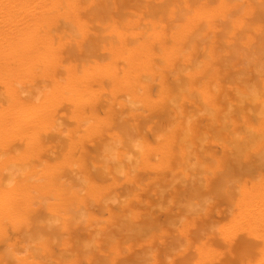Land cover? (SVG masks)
Segmentation results:
<instances>
[{
    "label": "bare ground",
    "instance_id": "obj_1",
    "mask_svg": "<svg viewBox=\"0 0 264 264\" xmlns=\"http://www.w3.org/2000/svg\"><path fill=\"white\" fill-rule=\"evenodd\" d=\"M133 247L264 264V0H0V264H132Z\"/></svg>",
    "mask_w": 264,
    "mask_h": 264
},
{
    "label": "rangeland",
    "instance_id": "obj_2",
    "mask_svg": "<svg viewBox=\"0 0 264 264\" xmlns=\"http://www.w3.org/2000/svg\"><path fill=\"white\" fill-rule=\"evenodd\" d=\"M152 117H153V116H152ZM154 118H155V116H154L153 118L150 117V121H151V119L153 120ZM150 121H149V122H150ZM144 122H146V123H145L146 126H144V124H143ZM141 125H142V128H144V127L148 128V130H146V128H144V130L148 131L147 133H146V131H145V133L148 134V138H149L151 135L154 136V134H153L154 129L152 130V126H151L152 123H151V122L148 123V120L146 119L145 121L142 122ZM143 126H144V127H143ZM150 126H151V127H150ZM149 127H150V128H149ZM153 127H154V126H153ZM142 128H141V130H143ZM149 129H151L152 131L149 130ZM144 130H143V133H144ZM150 131L152 132V134H151ZM144 135H145V134H144ZM149 135H150V136H149ZM93 138H94V137H93ZM96 138H97V137H96ZM146 138H147V136H146ZM153 138H154V137H150L149 140L151 139V141H152ZM87 139H88V138H87ZM90 139H91V138H90ZM90 139H88L89 142L97 141V140H92V139H91V140H92V141H91ZM94 139H95V138H94ZM100 139H101V138H100ZM88 140H87V144H88ZM103 140H104V139H103ZM103 140L101 139L100 141H99V140H98V141H99V143H101V142H103ZM149 140H148V142H150ZM153 140H154V139H153ZM85 141H86V140H85ZM48 142H49V141H48ZM66 143H67L66 141H64V142L62 141V142H60L59 145H61V146H62L63 144L66 145ZM84 143H86V142H82V144H84ZM93 143H94V144H93ZM150 143H151V144L153 143V145H154V141H152V142H150ZM82 144H81V145H82ZM91 144H92V145H91ZM91 144H89V145H90V146H93L92 148L89 147V145L87 146V145L84 144L86 147H89L90 152L92 153V155H91V156H92L91 159H90V158H87V159L90 160V161L93 160V159H95V158L93 157V155H97L96 152L98 151L97 148H96L97 150H95V147H96L97 145L94 147V145L96 144V142H92ZM97 144H98V142H97ZM49 145H50V144L48 143V146H49ZM59 145L57 146L58 149H59ZM64 145H63V146H64ZM81 145H80V146H81ZM20 146H23V144L21 143ZM63 146H62L61 150L63 149ZM66 146H67V145H66ZM80 146H78V147H77L78 149H76V150H77V155L74 153L76 158L79 157L78 152L82 151L81 153H83V154L80 153V157H82V156L85 155V153H86L84 148H82V149L79 150V148H81ZM82 147H84V146L82 145ZM86 147H85V148H86ZM20 148H21V147H20ZM47 148H48V147H47ZM50 148H51V147H50ZM93 148H94V149H93ZM53 149H54V148H53ZM53 149H52V151H53ZM55 149H57V148H55ZM55 149H54V152H56V153H55V156H56V154H58V153L61 154V151H60V150H55ZM83 149H84V150H83ZM87 149H88V148H87ZM50 150H51V149H50ZM50 150H49V151H50ZM78 150H79V151H78ZM58 151H59V152H58ZM50 152H51V151H50ZM50 152H49V153H48V152L46 153L47 156H49V155L52 154V153L50 154ZM54 152H53V153H54ZM74 152H75V151H74ZM84 152H85V153H84ZM90 152H89V153H90ZM87 153H88V151H87ZM91 153H90V154H91ZM46 154H45V155H46ZM48 154H49V155H48ZM90 154H86V155L89 157ZM98 154H99V153H98ZM47 156H46V157H47ZM52 156H54V154H52ZM52 156H49L50 158H49V157H48V158H49V159L52 158V160L56 159L55 156H54V157H52ZM77 156H78V157H77ZM97 156H99V155H97ZM97 156H95V157L98 159ZM53 158H54V159H53ZM57 158H58V157H57ZM85 158H86V157H85ZM152 158L154 159L155 157L153 156ZM81 159H84V157L80 158V161H82V162H84V163H85V160H87V159H85V160H81ZM88 160H87V161H88ZM154 160L156 161V159H154ZM50 161H51V160H50ZM90 161H88V163H90ZM93 161H94V160H93ZM93 161H91V162H93ZM95 161H97V160H95ZM95 161H94V162H95ZM88 163H87V164H88ZM87 164L85 163V165H87ZM89 165H91V164H88L87 166H89ZM148 170L151 171L150 168H149ZM148 170H147V171H148ZM150 171H149V172H150ZM94 173H95V172H94ZM147 173H148V172H145V173L143 172V174L140 176V178L142 179V176H143L144 174L147 175ZM145 175L143 176V179H144V177H145V179H148V182H150V177H153V175H152L151 173H150V174L148 173V175H149V176L147 175L148 177L145 176ZM151 175H152V176H151ZM119 177H120V176H119ZM119 177H118V178H119ZM105 178H106V179H109V177H105ZM118 178H117V179H118ZM121 178H123V177L121 176ZM106 179H104V180H106ZM110 179L112 180V178H110ZM117 179H116V180L114 179V182L117 181ZM151 179H152V178H151ZM111 180H109V181H111ZM119 180H121V182H122V181L124 180V178H123V180H122V179H119ZM109 181H108V183H107L106 185H108V184L110 185V184L113 182V181H112V182H109ZM124 181H125V180H124ZM124 181H123V183H127V182H124ZM140 181H141V180H140ZM106 182H107V181H106ZM114 182H113V183H114ZM121 182L117 181V183H116V182H115V183H116L118 186L120 185L119 187L122 188V190L117 189V188H119V187H118L117 185H115V183H114V184L112 183L111 185H114L115 187L117 186V187H116L117 190L115 189V191H114V190H111V189H110V190H111L110 192L114 191V192H112V193L116 194V196H117V195H120V194H121L120 191H122V194H121L120 196H117V200L115 199V196L111 193L112 198H113V196H114L113 199H115L116 201L113 200V199H111V200L109 199V202L112 201V204H113V205H114V204H117L116 206H118V210L115 211V210H116V209H115L116 207L113 206L112 204L109 205L108 203H107L108 205L105 206V204H103V205H100V207H98V208H97V206H95L96 209H97V213H98V215L102 212V213H101V216H102V214L104 213V216H103V217H106V216L108 217V213H109V211H110V210L108 211V207H110L111 205H112V209L115 207V208H114L115 210L113 209V210H114V211H113L114 213H115V212H118V213H119V212L121 211V210H120V209H121V208H120V206H121V202H120L118 199H119L120 197H122V198H121L122 200L124 199V196H125V193H124V189H125V188H124V187H126V185H128V184H125V186L121 187ZM143 182H144V181H143ZM143 182L141 181L142 184H143ZM145 182H147V180H145ZM104 183H105V181H104ZM119 183H120V184H119ZM123 183H122V185H123ZM144 184H146V183H144ZM147 184H148V183H147ZM114 186H113V187H114ZM161 186H162V185H161ZM109 187H110V186H109ZM113 187H112V188H113ZM127 187H128V186H127ZM158 187H160V186H158ZM117 191H118L119 193H117ZM108 194H109V193H108ZM109 195H110V194H109ZM109 195H108V197H110ZM106 196H107V195H106ZM108 197H107V200H108ZM122 200H121V201H122ZM113 201H114V203H113ZM116 202H117V203H116ZM101 206H102L104 209H106V210L108 211V213H106L107 211H106V212H105V211L103 212L104 209H102ZM119 208H120V209H119ZM98 209H99V212H100L101 210H102V211L99 213V212H98ZM110 209H111V207H110ZM119 210H120V211H119ZM174 210H175V208L173 209L172 212L170 211L171 213L168 212L169 214H167V213L165 212V214H164L165 216L163 215V213H162L163 216H162V215L160 216V215L158 214V215L162 218V220H161V218L159 219V216H158V217H157L158 220H159L160 222H162L163 224H164V222L166 223V221H168V218L171 216L170 214L178 213V209H177V208H176L175 212H174ZM111 211H112V210H111ZM164 211H165V210H164ZM94 212H95V211H94ZM95 213H96V212H95ZM106 214H107V215H106ZM116 214H117V213H116ZM166 214H167V216H166ZM96 215H97V214H96ZM98 215H97V216H98ZM168 215H170V216H168ZM176 215H177V214H175L174 217H173V215H172V217L175 218V217H177ZM41 216H42V219H43V216H44V215H43V214H42V215H39L40 219H41ZM107 217H106V218H107ZM167 217H168V218H167ZM98 218H100V215H99ZM101 218H102V217H101ZM101 218H100V219H101ZM102 219H103V218H102ZM102 219H101V220H102ZM40 221H41V220H40ZM103 221H104V220H102V222H100L101 225L103 224V225H104L106 228H108V229H107V231L104 232V233H102L103 230H99V231L101 232V233H99V238H101V241L99 242V244H100L101 242H103V243H102L103 246H105V245H107V246L103 247V246L100 244V245L102 246V248H101L100 245H96V246H94V247L97 248L96 251H94V248L91 247V248H90V249H91V252L94 253V254H96V253H97V250H99V249H98V246H100L101 249H104V250H107V251H108V248H109V247H108V246H109L108 244H110V241H111V239L107 237V234L110 232V227H108L109 225L106 223V221H105V222H103ZM106 224H107V225H106ZM59 226H60V225H59ZM59 226H58V225L55 226L56 232H58L57 234L54 233L55 230H52V233L55 234L54 236H55V238H56V242H57V240H58V242L54 244V246H56V247H58V245L60 246V243H63L62 241L64 240L63 237H62V236H63V234H62V233H63L62 228L60 229ZM57 227L59 228V230H57ZM61 227H62V226H61ZM80 230H81L80 233H77V232L79 231V229H78V231L76 230V232H75V234H74L76 238L79 236L78 238H79L80 240H78V238H77V240L80 241V242H81V240H82V241H84L85 239L87 240L88 237L85 235V233L83 232L82 229H80ZM59 231H60V232H59ZM99 231H98V232H99ZM60 233H61V234H60ZM76 233H77L78 236L76 235ZM81 233H82V234H81ZM173 233H175V234H173ZM173 233H171V234L174 235V236H171V237H172V238H175V241H176L177 237H175V236L177 235V233H176V232H173ZM59 234H60V235H59ZM102 234H104V236H103ZM56 235H58V236H56ZM61 235H62V236H61ZM84 235H85V236H84ZM101 235H102V237H101ZM72 236H73V235H72ZM81 236H84V238H82ZM57 237H58V238L60 237V238L57 239ZM80 237H81V238H80ZM103 237H104V238H103ZM107 238H108V239H107ZM167 238H170V236H168ZM62 239H63V240H62ZM106 239H107L108 241H107ZM59 240H61V241H59ZM104 240H105V241H104ZM168 240H169V239H168ZM168 240H166V241H168ZM170 240H172V244H171V245H173V243H174L175 241H173V239H170ZM170 240H169V241H170ZM105 242H106L107 244H106ZM108 242H109V243H108ZM78 243H79V242H78ZM82 243H83V242H82ZM167 243H168L167 245L169 246L171 242H167ZM61 245H62V244H61ZM54 246L52 247V249H53V250L56 249V252H57V249H60V247H59V248H56V247H54ZM133 248H134V250L131 248L130 251H132V250H133V251H132L131 253H130V251H129V254H133V255H135V256H133V255L130 256V255H129L128 258L130 259V261L132 262V264H137L138 259H137V257H136V254H137V256H138V254H140V256H142L143 253H142V252H140V253L137 252V253H136V251H137L136 247H133ZM171 248H173V247H170L169 249H171ZM101 249H100V250H101ZM135 249H136V250H135ZM169 249H168V250H169ZM53 250H52V251H53ZM104 250H103V251L101 250V252H100V251H98V252H100V253L103 254V253H104ZM107 251H106V253H107ZM134 251H135V252H134ZM53 252H55V251H53ZM91 252L89 251L90 254H92ZM133 252H134V253H133ZM190 252L193 253V250L190 251ZM58 253H59V250H58L57 254H58ZM106 253H105V254H106ZM135 253H136V254H135ZM144 253L146 254L147 251L145 250ZM53 254L56 255V253H53ZM102 254H99V255H98V261H99V259H100V261H99L100 263H103V260H102L103 258H102V256H100V255H102ZM190 254H191V253H190ZM143 255H144V254H143ZM56 256H57V255H56ZM99 257H101V258H99ZM103 257H105V255H103ZM105 259H106V258H105ZM132 259H133V260H132ZM134 259H135V260L137 259V260H136L137 262H136ZM101 261H102V262H101ZM104 261H105V260H104ZM178 261H180V260H178ZM133 262H134V263H133ZM135 262H136V263H135ZM78 263H79V264H84V263H83V260H82V261H79ZM180 263H181V261H180ZM165 264H166V263H165Z\"/></svg>",
    "mask_w": 264,
    "mask_h": 264
}]
</instances>
